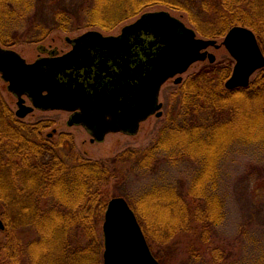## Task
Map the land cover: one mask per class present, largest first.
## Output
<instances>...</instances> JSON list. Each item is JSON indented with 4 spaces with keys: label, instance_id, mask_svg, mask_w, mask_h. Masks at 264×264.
I'll use <instances>...</instances> for the list:
<instances>
[{
    "label": "trees",
    "instance_id": "16d2710c",
    "mask_svg": "<svg viewBox=\"0 0 264 264\" xmlns=\"http://www.w3.org/2000/svg\"><path fill=\"white\" fill-rule=\"evenodd\" d=\"M156 7L182 13L206 39L248 27L264 51V0H0V44L38 43L55 30L110 32ZM233 65L227 59L203 66L174 95L177 106L156 140L108 160L80 159L68 138L50 142L45 123L22 122L0 94V264H102L104 188L152 171L161 159L196 163L197 172L186 194L167 186L131 199L153 252L183 234L211 243L227 217L222 159L235 144L264 142V70L249 87L227 90ZM225 258L216 247L210 264H235Z\"/></svg>",
    "mask_w": 264,
    "mask_h": 264
},
{
    "label": "water",
    "instance_id": "95a60500",
    "mask_svg": "<svg viewBox=\"0 0 264 264\" xmlns=\"http://www.w3.org/2000/svg\"><path fill=\"white\" fill-rule=\"evenodd\" d=\"M141 31L152 35V47L159 46L149 54L152 58L147 61L148 69L144 70L141 65L144 73H141L133 98L127 96L121 101L115 97L112 102L101 97L93 100L83 83L77 82L73 86L57 79L59 74L71 68L74 52L54 60L40 59L29 64L16 51L3 49L0 45V73L9 83V90L18 98L17 117L24 119L35 108L70 112L80 109L84 112L82 120L88 129L89 122L98 124V132L93 135L102 142L109 132L136 134L141 122L150 116L162 117L163 104L159 102L162 86L176 76H179L176 84L182 83V75L196 62L208 60L215 63L217 58L208 51L210 47H225L235 61L232 74L225 83L228 90L249 87L254 75L264 69V51L252 29L234 26L219 43L216 39L198 37L193 28L165 10L145 13L127 25L120 37H105L97 31L84 37L95 34L102 37L108 46L115 47L117 42L125 40L127 34ZM24 95L31 99L32 106L26 104ZM108 115L112 120H105ZM4 229L0 219V230ZM103 236V264H161L151 250L136 213L124 197H113L108 202Z\"/></svg>",
    "mask_w": 264,
    "mask_h": 264
},
{
    "label": "rangeland",
    "instance_id": "374dc122",
    "mask_svg": "<svg viewBox=\"0 0 264 264\" xmlns=\"http://www.w3.org/2000/svg\"><path fill=\"white\" fill-rule=\"evenodd\" d=\"M164 10L162 7L153 8L151 11ZM172 15L182 18L187 23L185 15L173 11ZM138 18L121 23L110 32L99 29H79L72 33L61 30L53 31L47 39L38 43H19L11 47H4L16 51L29 64L35 63L47 56L39 50V47L59 50L61 53L70 49L67 38H84L90 31H100L103 36H118L124 26L133 23ZM21 35L27 32V27L21 28ZM20 35V36H21ZM200 37V36H199ZM223 39H219L221 43ZM213 53L217 62L233 58L225 47L208 49ZM234 61V60H233ZM209 61L194 64L183 77V82L198 72ZM254 76L253 78H255ZM183 84V83H181ZM181 84H176V78L169 79L162 87L160 103L163 104L162 117L153 115L140 124L139 132L130 134L121 131L109 133L103 142H91V134L85 127L74 124L72 112L55 109L35 110L21 121L26 124H38L43 122L45 130L44 137L51 135L50 142H59L62 138L71 139L76 156L83 160H108L128 148H145L157 139L159 131L166 124L168 114L177 106L178 98H173L179 92ZM0 94L4 102L16 114L18 110V98L9 90V83L0 74ZM25 98V97H23ZM28 106H32L27 101ZM17 118V117H16ZM197 165L193 162L180 161L173 163L161 159L148 173H133L127 183L116 184L114 181L103 190V195L108 200L113 197L123 196L131 203L142 193L147 191H158L159 188L171 187L174 191L186 194ZM220 187L219 194L224 201L226 210L225 223L215 229L211 243L197 240L191 234H183L173 239L165 246H154V252L161 256L164 264H210L212 249L219 247L225 253V260L235 264H264V142L255 144L238 143L231 146L229 152L224 156L220 165ZM127 192L128 197L122 193ZM161 193L156 192L155 195ZM154 216L153 213H150ZM104 223V221H103ZM103 223L99 232L103 237ZM3 233L0 231V241H3ZM104 247V237H103ZM104 252V248H103ZM196 256L203 261L198 262ZM224 260V261H225ZM223 261V262H224ZM103 264V254H102Z\"/></svg>",
    "mask_w": 264,
    "mask_h": 264
},
{
    "label": "flooded vegetation",
    "instance_id": "af4514ba",
    "mask_svg": "<svg viewBox=\"0 0 264 264\" xmlns=\"http://www.w3.org/2000/svg\"><path fill=\"white\" fill-rule=\"evenodd\" d=\"M124 28L125 26L118 34L119 37L122 36ZM66 40L70 49L63 53L57 49L48 50L40 46L39 50L47 55L41 59L54 60L74 52L75 59L71 68L63 74H59L57 79L73 86L77 82L83 83L93 100L101 97L111 102L115 97L121 101L127 96L133 98L142 77L143 71L140 67L142 65L144 70L148 69L147 61L152 58L149 54L154 53L159 46L152 47L153 37L144 31L127 34L125 40L117 42L115 47L108 46L102 37L95 34H90L84 38L70 40L67 38ZM25 100L26 103L27 101L31 102L28 96H25ZM71 117L72 123L85 127L91 134L92 143L97 142L93 135L98 132L97 123L89 122L90 127L88 129L82 120L85 117L84 112L80 109L72 112ZM105 120H112L111 116L108 115ZM50 138L51 135H47V139Z\"/></svg>",
    "mask_w": 264,
    "mask_h": 264
},
{
    "label": "bare ground",
    "instance_id": "6f19581e",
    "mask_svg": "<svg viewBox=\"0 0 264 264\" xmlns=\"http://www.w3.org/2000/svg\"><path fill=\"white\" fill-rule=\"evenodd\" d=\"M164 10H165V11H168V12H170V13H172V12L169 11V10H166V9H164ZM158 11H161V10H158ZM144 14H145V13H144ZM144 14H142V15H144ZM142 15H140V16H142ZM179 19H181V20L183 21L182 18H179ZM183 22H184V21H183ZM184 23H185V22H184ZM185 24H186V23H185ZM186 25L189 26V27H191V26L188 25V24H186ZM191 28H192V27H191ZM193 29H194V28H193ZM194 30H195V29H194ZM196 33H197V32H196ZM256 35H257V34H256ZM202 38H203V37H202ZM223 38H224V37H223ZM223 38H221V39H223ZM257 38H258V37H257ZM205 39H206V38H205ZM216 40H219V39H216ZM258 40H259V39H258ZM222 41H223V40H222ZM259 43H260V41H259ZM260 45H261V44H260ZM196 63H198V62H196ZM196 63H194V64H196ZM194 64H193V65H194ZM193 65H191V67H192ZM191 67H190V68H191ZM190 68H189V69H190ZM262 70H264V69H262ZM262 70H260V71H262ZM232 71H233V70H232ZM260 71H259V72H260ZM259 72H257L254 76H256ZM231 74H232V73H231ZM253 80H254V78H252L251 83H252ZM251 83H250V84H251ZM249 86H250V85H249Z\"/></svg>",
    "mask_w": 264,
    "mask_h": 264
}]
</instances>
